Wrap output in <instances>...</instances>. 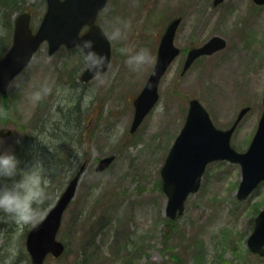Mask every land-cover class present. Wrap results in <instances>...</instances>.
I'll list each match as a JSON object with an SVG mask.
<instances>
[{"label": "rangeland", "instance_id": "1", "mask_svg": "<svg viewBox=\"0 0 264 264\" xmlns=\"http://www.w3.org/2000/svg\"><path fill=\"white\" fill-rule=\"evenodd\" d=\"M21 6V12L32 14L36 30L46 11L45 0H24ZM2 13L0 54L4 55L13 31ZM179 14L183 22L176 45L182 50L200 46L212 36L224 38L227 47L201 59L184 77H180L186 55L182 53L160 84V101L132 135L133 101L155 65L161 34ZM99 24L107 33L114 24L124 29L121 39H110L114 53L106 74L84 84L80 75L86 66L77 49L49 56L43 44L12 83L9 96L0 98V111L4 101L12 106L10 120L0 121V133L7 141L4 147H16L18 135L22 140L33 137L40 122L58 106L67 110L78 104V117L89 124L87 153H79L64 181L66 187L87 163L58 235L67 251L64 257H48L45 264H198L197 257L202 259L200 264H264V258L251 253L247 245L258 215L256 207L264 204V183L240 201V166L211 163L200 191L188 198L184 214L173 225H167L168 198L160 185L161 168L193 98L203 104L219 129L231 127L239 111L250 106L231 139L238 152L247 150L263 112L264 7L255 11L252 0H229L218 8L212 0H110ZM124 45L148 48L151 60L140 69L129 67L120 51ZM45 83L51 91L33 100L32 93ZM39 139L46 144L48 136ZM43 148L32 163L42 164L49 176L53 158ZM110 155L117 156L116 163L97 174L99 159ZM54 180L60 185L61 174ZM41 207L44 214L30 224H17L0 214V264H30L26 238L48 212L47 206ZM174 226L177 233L171 238Z\"/></svg>", "mask_w": 264, "mask_h": 264}, {"label": "water", "instance_id": "2", "mask_svg": "<svg viewBox=\"0 0 264 264\" xmlns=\"http://www.w3.org/2000/svg\"><path fill=\"white\" fill-rule=\"evenodd\" d=\"M107 1L46 0L47 10L36 32L31 28L29 13L17 16L12 46L0 60V93L7 94L10 84L30 64L34 54L45 42L48 43L49 54L53 55L62 45L68 49L74 48L73 41L77 37H92L97 41V50L107 55L106 72L112 54L111 43L102 27L96 24V19L99 11L105 8ZM223 1L225 0H215L214 5ZM254 1L258 5H264V0ZM181 20V18L174 20L161 40L155 68L143 91L134 102L136 111L131 133L138 129L158 102L161 79L180 54V49L174 45V39ZM85 26H89V29L81 35ZM225 46L224 39L214 37L202 48L191 51L183 74L198 57L205 54L212 55ZM94 77L96 75L86 69L81 79L88 82ZM249 111L250 108H244L230 129L219 130L197 99L190 102L185 126L175 140L161 170L163 190L168 196L166 209L168 217L176 219L178 215L184 213L185 201L191 193L199 190L202 176L211 162L227 160L240 164L242 181L237 193L239 200L247 199L264 181V112L249 149L245 153H239L231 147L232 135ZM115 159L116 156L101 159L96 171H106ZM85 170L86 163L68 182L45 219L29 233L26 245L32 264H44L50 253L55 257H60L64 253L65 245L57 239V235L63 215L76 196ZM248 245L253 253L264 256V210L256 218L254 232L248 240Z\"/></svg>", "mask_w": 264, "mask_h": 264}, {"label": "clouds", "instance_id": "3", "mask_svg": "<svg viewBox=\"0 0 264 264\" xmlns=\"http://www.w3.org/2000/svg\"><path fill=\"white\" fill-rule=\"evenodd\" d=\"M123 35L122 26L114 24L108 38L115 41ZM96 44V39L92 37H77L73 41L87 70L96 76H102L107 68V55L97 50ZM120 51L125 54V62L133 69L142 68L152 58L146 47L124 45ZM50 91L51 85L45 83L32 93V99L39 101ZM9 130L16 132L14 129ZM6 142V136L0 135V214L17 224L34 223L44 214L45 210L41 205L50 199L49 178L45 175L42 164L22 161L14 146L4 147ZM15 143H22V135L17 136Z\"/></svg>", "mask_w": 264, "mask_h": 264}, {"label": "trees", "instance_id": "4", "mask_svg": "<svg viewBox=\"0 0 264 264\" xmlns=\"http://www.w3.org/2000/svg\"><path fill=\"white\" fill-rule=\"evenodd\" d=\"M22 3H24V0H0V11L3 10V19H6L10 30L13 28L14 15L22 11ZM4 104V109L0 111V121H9L11 117L9 108H12V106L5 101ZM78 110H80L78 104L67 110L60 106L55 108L50 118L43 120L36 127L33 137L23 138L22 143L15 147L18 155L21 153V156H23L24 154L25 159L22 161L29 164L32 163L33 158L36 159L40 152H43V147V149L48 150L53 158L54 165H52V172L48 176L50 199L44 202L47 207L54 203L58 193L63 189L64 181L71 171L74 161L79 158V153L86 155L89 147V124L78 117ZM80 115L82 116V113ZM43 135L48 136L46 144L39 139ZM91 139H93V136ZM38 142L41 144L40 146H37ZM59 174H61L62 182L60 185H56L54 179ZM260 206L261 204L257 206V210ZM173 224H175L173 221L167 220V225ZM170 233L172 234L171 238H173L177 233L175 226L171 228ZM176 258L178 261L179 258Z\"/></svg>", "mask_w": 264, "mask_h": 264}, {"label": "flooded vegetation", "instance_id": "5", "mask_svg": "<svg viewBox=\"0 0 264 264\" xmlns=\"http://www.w3.org/2000/svg\"><path fill=\"white\" fill-rule=\"evenodd\" d=\"M227 1H225V2H223V3H221V4H219L218 6H214L213 4H212V6L214 7V8H218V7H220L221 5H223L224 3H226ZM259 9V6H256V5H254V10L255 11H257ZM105 13V11H101V13L100 14H104ZM110 15V14H109ZM183 19V18H182ZM87 30V28H84V32ZM201 46V45H200ZM197 47H199V46H190V47H188L186 50H185V52H184V50H183V53H186V55H185V59H186V56H187V53L190 51V50H192V49H195V48H197ZM62 49V48H61ZM181 49V48H180ZM181 52H182V50H181ZM203 58V57H202ZM184 67H185V60H184V63H183V66H182V70H181V73H183V71H184Z\"/></svg>", "mask_w": 264, "mask_h": 264}, {"label": "bare ground", "instance_id": "6", "mask_svg": "<svg viewBox=\"0 0 264 264\" xmlns=\"http://www.w3.org/2000/svg\"><path fill=\"white\" fill-rule=\"evenodd\" d=\"M59 233H60V232H58V235H59ZM58 235H57V237H58Z\"/></svg>", "mask_w": 264, "mask_h": 264}]
</instances>
